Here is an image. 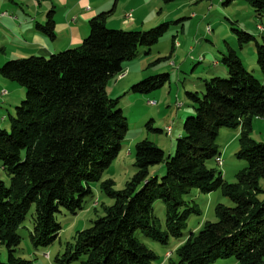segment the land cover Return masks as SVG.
Returning a JSON list of instances; mask_svg holds the SVG:
<instances>
[{"label":"trees","instance_id":"trees-1","mask_svg":"<svg viewBox=\"0 0 264 264\" xmlns=\"http://www.w3.org/2000/svg\"><path fill=\"white\" fill-rule=\"evenodd\" d=\"M245 1L255 16H264V0ZM52 14L48 13L44 26H38L51 39ZM108 15L101 13L88 21L89 34L76 48L48 58L9 60L0 67L1 80L25 90L9 130L0 129V170L9 182L6 186L0 177L4 264H29L15 256L20 244L17 231L28 215L30 243L34 248L48 247L61 232L57 217L76 216L92 197L94 186L113 205L74 235L60 260L56 259L59 264H156L158 257L139 237L162 246L170 238L180 239L194 212L184 200L192 190L204 195L220 190L232 207L217 205L216 222L190 234L175 249L173 260L169 255L168 264H213L228 258L238 264H264V200L258 199L263 190L257 186L264 180V143L246 133L255 118L264 121V45L232 24L240 49L254 43L262 79L248 72L236 52L228 49L221 60L228 78L205 80L202 92L186 93L193 115L185 119L174 154L166 155L147 140L137 143L136 172L122 190L115 191L112 181L101 178L117 158L128 125L117 108L121 97L110 100L105 85L125 72L139 47L149 52L168 24L142 32L111 30L106 26ZM167 80L168 75L150 77L133 85L130 92L148 94ZM148 124V130L163 132ZM237 127L241 128L237 157L246 166L235 174L234 183H227L207 164L220 162L219 129ZM156 166L165 169L160 178L151 176L155 171L150 169ZM155 202L165 208L163 227L154 216Z\"/></svg>","mask_w":264,"mask_h":264},{"label":"rangeland","instance_id":"rangeland-1","mask_svg":"<svg viewBox=\"0 0 264 264\" xmlns=\"http://www.w3.org/2000/svg\"><path fill=\"white\" fill-rule=\"evenodd\" d=\"M134 1L139 0H132V3ZM141 1L149 3L144 12L150 22L144 30L135 31H148L162 24L168 25L164 36L156 45L149 48V52L145 46L138 48L137 57L127 64L125 72L122 73L123 78L119 75L109 79L105 85L106 96L110 100L121 97L117 108L121 110L128 125L127 134L121 143L117 158L101 178V181H112L115 191L122 190L136 172L133 166V154L137 143L147 140L163 150L166 155L174 154L176 140L182 133L185 119L193 115L192 103L186 93L202 92L205 80L214 77L228 78L221 63L228 49L236 52L248 72L255 78L262 79L256 66L254 43H249L240 49L231 30L232 24L239 30L247 29L260 45H264V33H259L257 30L261 27L262 32L264 31V16L260 18L255 16L254 10L247 1L223 0L224 4L222 0H195L197 3H193V0ZM257 25L259 26L256 29ZM214 62H218L216 69ZM159 75H168V80L162 88L144 95L130 92L133 85ZM2 82H0V129L9 130L10 119L14 117L15 108L25 99V90L17 84ZM147 123L153 129L163 132L156 133L148 130ZM171 123L173 126L170 132L173 133L166 135L164 128H168L167 124ZM240 132V127L219 129L216 145L220 165L214 160L207 164L209 168L215 169L217 174L220 173L227 183H234L235 174L246 166V162L237 157ZM246 133L255 142L264 143V121L255 118ZM153 170L155 172L152 173ZM150 172L151 176L156 175L160 178L164 175L165 169L163 166H156L151 168ZM0 177L8 186V177L1 170ZM257 186L263 190V193L258 195V199L264 200V180H259ZM184 200L194 212L189 216L180 239L170 238L167 245L162 246L142 236L139 237V240L158 257L156 264H168L167 253H170V259L173 260L175 249L190 234H196L205 223L216 222L214 210L217 205L232 207L220 190L206 195L192 190ZM111 205L113 200L106 198L99 187L94 186L92 197L86 199L83 210L76 216L63 214L57 217L61 232L55 242L48 247L34 248L30 243L29 233L32 226L30 215H28L17 231L20 244L15 256L29 264H59L56 259L60 260L66 247L72 243L74 235L89 228L93 221L104 215V209ZM153 207L154 216L163 227L165 208L161 202H155ZM6 261L7 250L4 246H0V262L4 264ZM213 264L238 263L234 258H228L217 260Z\"/></svg>","mask_w":264,"mask_h":264},{"label":"crops","instance_id":"crops-1","mask_svg":"<svg viewBox=\"0 0 264 264\" xmlns=\"http://www.w3.org/2000/svg\"><path fill=\"white\" fill-rule=\"evenodd\" d=\"M148 4L141 0H0V67L9 60L48 58L78 47L89 34L88 21L101 13H109V29L144 30L150 22L144 12ZM51 11L55 22L52 39L38 29L46 24Z\"/></svg>","mask_w":264,"mask_h":264},{"label":"built area","instance_id":"built-area-1","mask_svg":"<svg viewBox=\"0 0 264 264\" xmlns=\"http://www.w3.org/2000/svg\"><path fill=\"white\" fill-rule=\"evenodd\" d=\"M258 31H260V32H262V28L261 27H258ZM207 32H209V28H207ZM123 76H124V74H121V78H123ZM3 94H5V92L3 93ZM172 124V123H171ZM171 124H167V126H168V128H167V133L168 134H170L171 132V130H170V128H171ZM219 164H220V162H219ZM168 254V253H167ZM166 254V255H167Z\"/></svg>","mask_w":264,"mask_h":264},{"label":"bare ground","instance_id":"bare-ground-1","mask_svg":"<svg viewBox=\"0 0 264 264\" xmlns=\"http://www.w3.org/2000/svg\"><path fill=\"white\" fill-rule=\"evenodd\" d=\"M172 126H173V123L171 124V128H172ZM165 131H166V133H167V128L165 129ZM168 134V133H167ZM169 253L166 255V258H168L169 257Z\"/></svg>","mask_w":264,"mask_h":264}]
</instances>
